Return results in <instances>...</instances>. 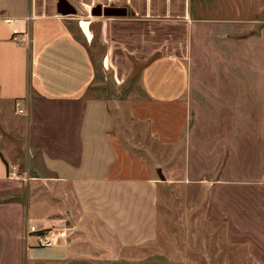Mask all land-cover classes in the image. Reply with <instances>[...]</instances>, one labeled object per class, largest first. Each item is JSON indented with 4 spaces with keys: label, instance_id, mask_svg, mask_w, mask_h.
I'll list each match as a JSON object with an SVG mask.
<instances>
[{
    "label": "crops",
    "instance_id": "obj_1",
    "mask_svg": "<svg viewBox=\"0 0 264 264\" xmlns=\"http://www.w3.org/2000/svg\"><path fill=\"white\" fill-rule=\"evenodd\" d=\"M175 4L127 1L134 19L210 25L264 47V0H184L176 14ZM75 19L59 12L38 13L33 0H0V100L26 122L28 146L39 150L50 173L21 177L16 171L20 164L0 149V185L8 179H45L58 184L62 195L60 207L45 201L44 212L32 206L27 215L21 201L0 202V264H72L82 259L90 242L72 236L76 224L97 232L100 243L91 242L93 252L101 243L127 249L158 235L159 189L165 179L144 153L147 146L125 131L145 133L161 145L182 142L192 117L187 45L160 40L146 56H136V85L123 116L118 101L102 92L97 81L99 69L112 66L110 49L104 52L96 41L94 22L99 20L89 21V37ZM100 21L107 31L109 20ZM258 28V35L252 33ZM95 50L104 52L99 61ZM261 66L264 71V62ZM259 80L264 84V76ZM14 171L19 177L11 176ZM66 219L76 224L69 226ZM41 229L56 232L57 243L40 246Z\"/></svg>",
    "mask_w": 264,
    "mask_h": 264
},
{
    "label": "rangeland",
    "instance_id": "obj_2",
    "mask_svg": "<svg viewBox=\"0 0 264 264\" xmlns=\"http://www.w3.org/2000/svg\"><path fill=\"white\" fill-rule=\"evenodd\" d=\"M127 1L70 0L77 13L69 15L81 26L84 20L110 22L107 31L102 30V21L94 22L96 41L104 52L111 51L112 66L98 72L102 92L116 99L119 113L126 116L125 101L139 69L136 56H146L160 40L185 44L191 61L192 117L184 139L174 146L151 142L137 130L125 131L147 146L150 152L141 151L165 179L159 189L156 239L127 249L112 242L102 245L89 226L66 219L67 225H77L72 236L90 242L82 259L72 264H264V84L259 80L264 76L259 68L264 47L210 25L134 19ZM135 1L144 5L149 0ZM33 2L38 13L58 12V0ZM174 2L173 12H182L184 0ZM97 4L125 6L128 14L95 16L91 10ZM259 29L252 33L258 35ZM104 52L95 50L98 61ZM122 121L121 117L120 125ZM26 128L12 106L0 100V149L20 164L16 171L21 177L28 172L38 176V171L50 175L39 150L29 148ZM20 181L8 179L0 185V202L21 201L26 215L32 206L44 212L45 201L60 207L58 184L38 178ZM63 227L57 232L66 230ZM91 242H98L97 254Z\"/></svg>",
    "mask_w": 264,
    "mask_h": 264
},
{
    "label": "water",
    "instance_id": "obj_3",
    "mask_svg": "<svg viewBox=\"0 0 264 264\" xmlns=\"http://www.w3.org/2000/svg\"><path fill=\"white\" fill-rule=\"evenodd\" d=\"M57 10L60 14L69 15L76 14L77 8L70 2V0H58L57 2ZM92 14L95 16L107 15V16H119V15H127L128 8L120 7V6H105L102 4H97L92 7Z\"/></svg>",
    "mask_w": 264,
    "mask_h": 264
},
{
    "label": "built area",
    "instance_id": "obj_4",
    "mask_svg": "<svg viewBox=\"0 0 264 264\" xmlns=\"http://www.w3.org/2000/svg\"><path fill=\"white\" fill-rule=\"evenodd\" d=\"M17 104H18V106L20 105L19 103H17ZM18 111L20 113H25V110L22 107L18 108ZM11 176L19 177V175L15 171L11 173ZM29 233H30V231H27V236ZM37 237L39 240V245L43 246V247L52 246V245L56 244L58 239H59L58 234L51 229L38 230Z\"/></svg>",
    "mask_w": 264,
    "mask_h": 264
},
{
    "label": "bare ground",
    "instance_id": "obj_5",
    "mask_svg": "<svg viewBox=\"0 0 264 264\" xmlns=\"http://www.w3.org/2000/svg\"><path fill=\"white\" fill-rule=\"evenodd\" d=\"M82 28L89 37L92 36V30L90 28V22L88 20H84L82 22Z\"/></svg>",
    "mask_w": 264,
    "mask_h": 264
}]
</instances>
